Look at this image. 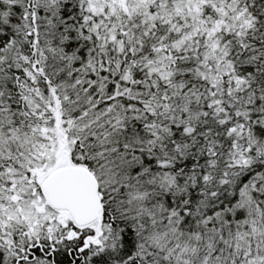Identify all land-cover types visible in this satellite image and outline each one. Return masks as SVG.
<instances>
[{"label": "snow or ice", "instance_id": "6c2138e0", "mask_svg": "<svg viewBox=\"0 0 264 264\" xmlns=\"http://www.w3.org/2000/svg\"><path fill=\"white\" fill-rule=\"evenodd\" d=\"M0 264H264V0H0Z\"/></svg>", "mask_w": 264, "mask_h": 264}]
</instances>
